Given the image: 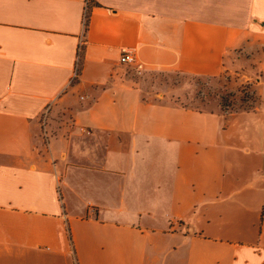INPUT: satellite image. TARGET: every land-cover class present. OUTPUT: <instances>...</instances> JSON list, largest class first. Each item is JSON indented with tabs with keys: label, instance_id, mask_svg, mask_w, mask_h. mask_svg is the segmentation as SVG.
Returning a JSON list of instances; mask_svg holds the SVG:
<instances>
[{
	"label": "crops",
	"instance_id": "0c3cea01",
	"mask_svg": "<svg viewBox=\"0 0 264 264\" xmlns=\"http://www.w3.org/2000/svg\"><path fill=\"white\" fill-rule=\"evenodd\" d=\"M0 264H264V0H0Z\"/></svg>",
	"mask_w": 264,
	"mask_h": 264
},
{
	"label": "rangeland",
	"instance_id": "374dc122",
	"mask_svg": "<svg viewBox=\"0 0 264 264\" xmlns=\"http://www.w3.org/2000/svg\"><path fill=\"white\" fill-rule=\"evenodd\" d=\"M241 73H243L241 71ZM240 71L227 70L219 78L214 80L193 79L180 76L175 73L158 72L149 80L148 86L161 93H174L183 95L184 88L186 93L189 91L193 101L185 104L191 108H203L206 106H217L224 113H233L240 110H251L256 106L257 98L254 91L255 80L247 82L241 78ZM142 72L136 67L134 74H129L134 80H139ZM142 78V77H141ZM149 79V78H148ZM186 82L188 85L178 86ZM173 84V85H171ZM180 88L183 92L180 91ZM167 219L168 215L166 216Z\"/></svg>",
	"mask_w": 264,
	"mask_h": 264
},
{
	"label": "built area",
	"instance_id": "2783aa9c",
	"mask_svg": "<svg viewBox=\"0 0 264 264\" xmlns=\"http://www.w3.org/2000/svg\"><path fill=\"white\" fill-rule=\"evenodd\" d=\"M85 7L86 8L88 7V0H85ZM85 16H86V13H85ZM81 47L82 46L80 44L79 48H78V59H77L76 68H75V72H74L73 78H76L77 73H78V63H79V56H80V53H81ZM119 62L122 65H128V66H132V65L136 64L135 57L130 52L123 53V55L119 59Z\"/></svg>",
	"mask_w": 264,
	"mask_h": 264
},
{
	"label": "trees",
	"instance_id": "16d2710c",
	"mask_svg": "<svg viewBox=\"0 0 264 264\" xmlns=\"http://www.w3.org/2000/svg\"><path fill=\"white\" fill-rule=\"evenodd\" d=\"M87 24V22H85ZM80 62V61H79Z\"/></svg>",
	"mask_w": 264,
	"mask_h": 264
}]
</instances>
